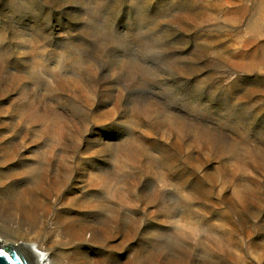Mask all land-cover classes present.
I'll return each mask as SVG.
<instances>
[{
  "label": "rangeland",
  "instance_id": "rangeland-1",
  "mask_svg": "<svg viewBox=\"0 0 264 264\" xmlns=\"http://www.w3.org/2000/svg\"><path fill=\"white\" fill-rule=\"evenodd\" d=\"M25 242L264 264V0H0V245Z\"/></svg>",
  "mask_w": 264,
  "mask_h": 264
},
{
  "label": "bare ground",
  "instance_id": "bare-ground-1",
  "mask_svg": "<svg viewBox=\"0 0 264 264\" xmlns=\"http://www.w3.org/2000/svg\"><path fill=\"white\" fill-rule=\"evenodd\" d=\"M97 186H98V193H97V195H96V197H95V205H94V203H92V206H94V208L96 209H101V208H103L102 206H101V204H102V202H103V194H104V190H105V184L104 183H102V182H99V184H97ZM107 188V187H106ZM86 202V201H85ZM84 202V203H85ZM89 202H91V201H89ZM87 203L86 202V206H90V203ZM116 204V203H115ZM85 206V207H86ZM115 206H118V205H115ZM91 209H94L93 207H90ZM100 217V216H99ZM103 217V216H102ZM102 217H100V218H102ZM116 221V220H115ZM102 222H103V220H102ZM109 222V221H108ZM114 222V221H113ZM111 223V222H110ZM103 224H105V223H103ZM107 224V223H106ZM113 225H115V224H113ZM116 225H117V223H116ZM120 225V224H119ZM118 225V226H119ZM112 226V225H111ZM104 227H106V226H104ZM113 227V226H112ZM111 227V228H112ZM114 228V227H113ZM122 228V227H121ZM106 229V228H105ZM130 230V229H129ZM21 247H23L25 250H26V252L30 255V257L32 258V260H33V262H34V264H58V263H54L52 260H50L48 257H47V255L46 254H44L41 250H39L34 244H32V243H22L21 245H20ZM115 247V246H114Z\"/></svg>",
  "mask_w": 264,
  "mask_h": 264
},
{
  "label": "water",
  "instance_id": "water-1",
  "mask_svg": "<svg viewBox=\"0 0 264 264\" xmlns=\"http://www.w3.org/2000/svg\"><path fill=\"white\" fill-rule=\"evenodd\" d=\"M0 264H34V262L20 245H0Z\"/></svg>",
  "mask_w": 264,
  "mask_h": 264
}]
</instances>
